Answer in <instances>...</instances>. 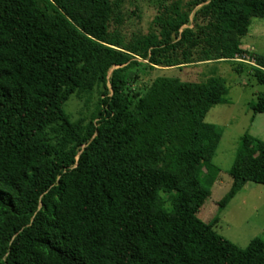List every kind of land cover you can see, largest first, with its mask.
I'll list each match as a JSON object with an SVG mask.
<instances>
[{
	"label": "trees",
	"instance_id": "obj_1",
	"mask_svg": "<svg viewBox=\"0 0 264 264\" xmlns=\"http://www.w3.org/2000/svg\"><path fill=\"white\" fill-rule=\"evenodd\" d=\"M125 1L0 0V264H264L263 240L240 250L198 218L219 177L222 131L205 118L228 104L225 82L138 87L151 71L264 65L241 47L264 0L160 6L157 31L131 40ZM74 98L94 112L74 121ZM250 109L264 114V94ZM229 175L221 209L264 186V145L245 136Z\"/></svg>",
	"mask_w": 264,
	"mask_h": 264
},
{
	"label": "rangeland",
	"instance_id": "obj_2",
	"mask_svg": "<svg viewBox=\"0 0 264 264\" xmlns=\"http://www.w3.org/2000/svg\"><path fill=\"white\" fill-rule=\"evenodd\" d=\"M191 1L193 0H126L122 9V31L127 40L146 36L157 31L154 20L160 6L175 4L180 12H185ZM241 45L246 52L264 58V19L250 20L248 33L241 40ZM236 70L235 64L223 62L198 64L182 71H151L143 73L138 87L143 88L160 75L174 77L184 83H201L212 75L211 77L221 78L225 82L228 104L212 108L205 118L207 124L222 131L213 158L219 177L211 189L210 197L200 209L198 218L205 224L218 220L215 232L238 249L246 250L252 241H264V186L248 183L226 208L221 209L219 204L232 187L233 181L229 173L243 138L253 137L264 145V114H253L250 109L257 102L258 96L264 94V86L257 82L249 67L242 72ZM96 102L97 99L86 103L85 100L74 98L67 105L66 112L74 121H78L94 112Z\"/></svg>",
	"mask_w": 264,
	"mask_h": 264
},
{
	"label": "built area",
	"instance_id": "obj_3",
	"mask_svg": "<svg viewBox=\"0 0 264 264\" xmlns=\"http://www.w3.org/2000/svg\"><path fill=\"white\" fill-rule=\"evenodd\" d=\"M234 62L244 64L249 68L253 70H257L262 74H264V65L259 64L254 58H250V57L236 58Z\"/></svg>",
	"mask_w": 264,
	"mask_h": 264
}]
</instances>
